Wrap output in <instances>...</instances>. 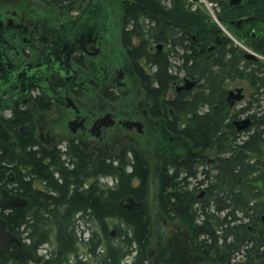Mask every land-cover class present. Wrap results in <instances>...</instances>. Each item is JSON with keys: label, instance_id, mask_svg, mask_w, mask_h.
Returning <instances> with one entry per match:
<instances>
[{"label": "trees", "instance_id": "16d2710c", "mask_svg": "<svg viewBox=\"0 0 264 264\" xmlns=\"http://www.w3.org/2000/svg\"><path fill=\"white\" fill-rule=\"evenodd\" d=\"M45 2L71 11L64 7L66 0ZM187 2L130 0L122 20L126 46L131 48L137 41V47L128 52L131 61L149 63L148 43L168 48L151 58L148 71L135 66V74L153 108V118H165L168 130L190 144L186 156L168 157L161 163L159 207L167 221L187 227L192 253L205 264H264V113L252 117V128L245 133L233 127L216 71L210 69L219 64L228 67L230 60L224 55L219 63L215 53L210 59L201 53L215 43L218 27ZM172 58L180 62L179 72L198 85L183 93L185 97L168 101L179 81L172 73L177 68ZM253 77L257 94L264 88V77ZM202 80L204 85L199 84ZM37 107L41 112L52 109L49 103L38 102ZM207 107L210 111L204 114ZM0 123L14 136L19 150L15 154L0 140V188L25 205L2 211L6 230L22 243L2 264L148 263L150 170L136 150L124 147L113 159L99 161L75 142L66 148H45L34 133L33 116L25 110L13 112ZM27 126L31 128L26 132L18 131ZM208 152L214 153L217 163L200 171L208 163ZM128 197L142 206L128 211L122 204ZM84 225L95 228L89 229L87 240L78 232ZM44 246L50 249L40 255Z\"/></svg>", "mask_w": 264, "mask_h": 264}, {"label": "flooded vegetation", "instance_id": "af4514ba", "mask_svg": "<svg viewBox=\"0 0 264 264\" xmlns=\"http://www.w3.org/2000/svg\"><path fill=\"white\" fill-rule=\"evenodd\" d=\"M4 1L13 7L1 12L0 5V121L11 118L17 110H25L33 116L36 131V120L30 108L42 115L53 113L55 108L63 110L72 115V119L67 122L69 133L73 138L79 135L82 144L78 141L71 142H75L89 154L95 153L85 150L89 147L86 140L96 139L103 143L109 138V131L114 129L143 137L152 133L154 125L163 123L167 133L175 136L168 130L165 118H153V108L149 105L147 94L135 74V66H140L142 71H148L149 63L152 65L151 58L166 53L165 45L162 44L160 51L158 47H152L151 43L146 45V58L149 63L143 60L135 63L128 57V52L137 47L136 40L132 42L131 48H128L122 38L125 4L130 0H66L64 7L71 11H61L57 6L47 5L45 0H21L18 4L15 0ZM215 2L219 21L218 30L214 35L215 43L210 48L201 50V53L207 55V59L215 53L219 63H222L225 57L227 61L230 60L228 67L219 64L210 69L216 71V78L231 112L229 121L237 131L235 122L250 119L253 125L252 117L255 114L251 112L252 104L240 108L236 113L235 109L246 102V96L243 88H233L232 85L246 81L254 90L253 75L262 76L259 72H264V67L260 66L259 62L244 59L245 54L264 57V1L248 0L235 6L228 0ZM35 6H47L57 12L54 21L35 11ZM118 7L122 9L119 35L111 24L113 18L110 19L112 10ZM230 35H234L249 50L235 46V41ZM234 55L237 57L234 58ZM238 74L243 77L240 78ZM133 79L139 82L144 93L143 103L137 112L134 111L135 107L132 109L128 104L129 100H133L132 91L129 90ZM199 84L204 85L205 80ZM175 86L178 91L175 98H183V93H190L179 92L176 84ZM238 90L242 91L241 101L234 100L238 96ZM231 93L233 96L229 97ZM94 98H97L99 103L103 102L104 106H109L110 110L95 113ZM170 99L174 98L169 96L168 101ZM38 102L49 103L52 106L51 111H39ZM123 102L125 106L121 105ZM132 104H135L134 100ZM209 111V107L203 110L204 114ZM171 116H174L172 111L170 123L173 121ZM72 123H76L75 126L79 128L76 133L70 129ZM0 127L14 138L1 123ZM23 128L25 130L20 128L18 131L24 133L31 126ZM128 146L134 147L129 144ZM57 147L60 146L53 148ZM123 147L115 156L121 153ZM10 182L13 180L10 179ZM13 198L18 199L0 188V264L12 249L22 246L19 239L6 230L1 218L2 211L15 209L7 208L13 203ZM135 202L142 206L136 200Z\"/></svg>", "mask_w": 264, "mask_h": 264}, {"label": "rangeland", "instance_id": "374dc122", "mask_svg": "<svg viewBox=\"0 0 264 264\" xmlns=\"http://www.w3.org/2000/svg\"><path fill=\"white\" fill-rule=\"evenodd\" d=\"M209 4L214 5V7H206L203 4H191L190 8L192 10L199 9L202 12L204 11L208 17L211 18V24L218 25L219 21L218 12L216 10V5L211 2V0H206ZM16 4L20 3L21 0H15ZM188 3V2H187ZM0 5H2L1 12L6 11L7 9H12L13 6L10 5L7 1L0 0ZM23 5V4H22ZM21 5V6H22ZM35 11L41 12L46 16V19L50 21H54L56 17L55 11L51 10V8L45 6H35L33 7ZM14 9V8H13ZM21 11V9H19ZM203 12V13H204ZM113 18L111 24L116 28L117 34L120 33V18H121V9L114 8L110 15V19ZM232 40L235 41V46L247 48L244 44L239 42L234 35H230ZM249 50V49H248ZM168 48H166V52ZM182 54V52H179ZM171 63L177 68L172 69V73L177 75L179 81L177 82V87L180 88L183 86L184 79H190L185 77L183 73H180L178 67L181 66L180 62L176 58L171 59ZM259 65L264 67V57L259 56ZM257 79H262L263 76H257ZM192 80V79H191ZM181 83V84H180ZM231 85V84H229ZM233 88H243L244 94L246 96V102L239 105L238 108L235 109L236 113L240 108H244L249 103L252 104L251 112L253 114L264 113V90H260L259 95L257 96L254 93V90L250 88L248 82H235V85H232ZM129 90L132 91L131 98L134 100H129V106L134 108V111L137 112V109L143 103L144 93L139 85V82L136 80H132V84L129 86ZM178 95L176 86L173 87L170 98H175ZM258 101V102H256ZM95 109V113L102 110L104 113L109 111V106H104L103 102H97V98H94L93 103ZM85 107V104H83ZM124 105V102L121 104ZM125 106V105H124ZM34 113V117L36 120V137L38 141L45 145L47 148H53L56 146H60L59 148L64 147L71 141H78L81 143V137L76 136L73 138L67 129V122L72 119V115H69L67 112L54 109L53 113L48 115H42L37 113L33 108H30ZM250 114V113H249ZM8 115V114H7ZM155 127L152 133L148 136L145 135L143 137L137 136L135 134L130 133L129 131H117L116 129L110 130L108 133V139L101 143L95 140H86V143L89 144V147L85 150L88 152H94L96 154V159L101 161H109L116 154H118L119 150L125 145H132L134 147L128 146L136 150L146 162L150 170V191L147 199L148 209L150 212V217L152 219V229H151V246L148 254V263L147 264H205L204 260L199 255H194L191 250L190 243V233L186 226L181 224L180 222L170 223L166 220L164 215L161 213V209L159 207L158 194H159V170L161 167V163L165 158L174 157V156H183L186 155L190 144L188 141H185L183 138L171 136L167 133L164 124L159 123L158 126ZM25 130L24 128H22ZM0 139L2 143L15 154H19V150L14 138L3 130L0 127ZM123 147V148H124ZM208 158V163L206 165L200 166L199 170L209 169L213 164L216 165L215 155L213 152H208L206 154ZM128 161H131V156H127ZM131 172L129 168L127 173ZM202 179V178H200ZM104 183L108 185H112L113 181L111 179L104 180ZM195 183V182H194ZM203 193V192H202ZM10 195V194H9ZM11 196V195H10ZM13 203L7 208H20L23 205L22 200L14 199ZM10 203V202H9ZM94 231V226L84 225V227L79 228L78 232L82 239L87 240L90 237L91 231ZM115 232V229L111 230V233ZM115 236V235H114ZM50 249L49 246H44L40 250V255H46L47 251Z\"/></svg>", "mask_w": 264, "mask_h": 264}, {"label": "bare ground", "instance_id": "6f19581e", "mask_svg": "<svg viewBox=\"0 0 264 264\" xmlns=\"http://www.w3.org/2000/svg\"><path fill=\"white\" fill-rule=\"evenodd\" d=\"M174 1H176V0H174ZM248 0H228V2H230V4L231 5H239V4H241V3H243V2H247ZM176 2H179V1H176ZM190 3L191 4H203V5H205L206 7H209V3L206 1V0H197V1H194V0H188V4L190 5ZM210 7L212 8V7H214V5H211L210 4ZM210 7H209V10L211 11V9H210ZM194 10H196V9H194ZM211 13L213 14V12L211 11ZM214 15V14H213ZM161 48H163V45L162 44H160L159 46H158V50L160 51V49ZM211 50H212V48H211ZM247 56H249L248 58H247ZM254 59L255 61H252L251 59ZM244 59L245 60H247V61H250V62H259V57L258 56H256V55H253V54H245L244 55ZM183 82H184V86H182V87H180L178 90H179V92L181 91H185V92H191V91H193L196 87H197V81H192V80H190V79H184L183 80ZM178 92V91H177ZM234 93V92H233ZM241 93H242V91H241ZM243 98H242V96H241V94L240 93H238V96H237V101H241ZM244 122H249V126L245 129V130H240V128L242 127V124L244 123ZM235 125H236V127H237V132H239V133H244V132H246V131H248L249 129H250V127H251V125H252V121L250 120V119H247V120H245V121H242V122H235ZM119 170L120 171H122V169L121 168H119ZM104 180H109V179H103L102 180V182L104 183ZM107 184V183H106ZM203 195V194H202ZM128 198H130V197H128ZM128 198H126V199H128ZM125 200V199H124ZM123 200V201H124ZM122 204H123V202H122ZM126 204V203H125ZM263 221H264V218H263ZM114 233V232H113ZM111 236H112V234H111ZM114 237V236H113Z\"/></svg>", "mask_w": 264, "mask_h": 264}, {"label": "water", "instance_id": "95a60500", "mask_svg": "<svg viewBox=\"0 0 264 264\" xmlns=\"http://www.w3.org/2000/svg\"><path fill=\"white\" fill-rule=\"evenodd\" d=\"M176 1H179V0H176ZM194 1H197V0H194ZM249 56H247L248 58ZM252 61H255L253 58L251 59ZM240 93L241 94V91L238 90L237 94ZM230 96H233V93L229 94V97ZM235 101L237 100V97H235L234 99ZM76 123H72L70 125V129L73 133H76L78 131V127L75 126ZM109 126V125H107ZM110 126H112V123L110 124ZM249 126V122H244L242 124V127L240 128V130H245L247 127ZM126 203V204H125ZM123 206L125 209H127L128 211H133L134 209H136L135 207H140L141 205L136 203L135 200L133 198H128V199H125L123 201ZM114 236V233H112V237Z\"/></svg>", "mask_w": 264, "mask_h": 264}]
</instances>
